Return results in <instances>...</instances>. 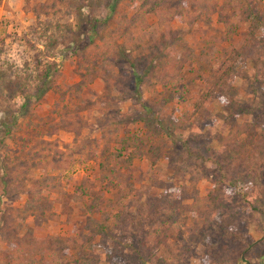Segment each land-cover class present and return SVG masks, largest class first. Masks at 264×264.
<instances>
[{
	"label": "rangeland",
	"instance_id": "rangeland-1",
	"mask_svg": "<svg viewBox=\"0 0 264 264\" xmlns=\"http://www.w3.org/2000/svg\"><path fill=\"white\" fill-rule=\"evenodd\" d=\"M168 1L0 0V264H264V0Z\"/></svg>",
	"mask_w": 264,
	"mask_h": 264
},
{
	"label": "trees",
	"instance_id": "trees-1",
	"mask_svg": "<svg viewBox=\"0 0 264 264\" xmlns=\"http://www.w3.org/2000/svg\"><path fill=\"white\" fill-rule=\"evenodd\" d=\"M115 1L116 0H114V2ZM146 3H147L146 12H151V13H154L156 15H158V14L162 13L163 11H165V9H167L168 6H169V1L168 0H143V5H145ZM109 5H110V8H111L110 10L112 11L113 4L110 3ZM250 17L253 18L252 25H251L252 26V30L250 32L249 37L246 39L245 43L240 48V50H238V51H236V52H234L232 54L234 59H236L238 57L239 58L240 57L243 58V57L247 56L249 53L253 52L252 49H254L257 45H259V39L254 36V33H255L256 29L263 22L264 16L261 15L260 13L254 12L251 9L249 11V15L246 16V18H250ZM179 38H181V40H182V37H179ZM249 42L251 43L252 47H250V45H248ZM175 63H176V65H178L177 61H175ZM39 76H40L41 80L38 83V85L36 86V98H38V99L42 95H44L45 92H47V90L50 89V84L47 81L48 78L51 76L50 67H46V69L43 71V73L40 74ZM222 76H225V73ZM135 78H137L138 83H139L140 80H141V77L139 75H135ZM228 81H229V78H228ZM227 83H228L227 82V77H224V79L222 78V81L220 82V85H221V87H222V85L227 86ZM220 85H218L219 88H221ZM135 88L137 89V87H135ZM223 90L224 91L227 90V87H225ZM203 98H206V95H204ZM26 106L27 105H25V104L22 105V107H26ZM200 106H201V104H200ZM144 108L146 109V106ZM255 196H257V195H255ZM226 198L227 197L225 195H223V202L225 201ZM32 202H33L32 200L29 201V204H32ZM154 204L153 205L149 204L145 208H139L138 209L139 211L133 217L139 218L140 222L143 223V224L147 223L148 221L153 220V218H155V216L157 215L156 213L159 212L158 208H159L160 203L156 202ZM251 206H253V205H251ZM133 217H129V221L133 220ZM129 235H130V231H129ZM136 238L137 237L134 238L135 240L132 239V243H129V247L133 246L134 241H138V239H136ZM61 245H64V244H61ZM106 256H107V258H110L111 261H113L114 263L117 262L116 257L111 256V253H107ZM41 257L44 258V256H42V255H41Z\"/></svg>",
	"mask_w": 264,
	"mask_h": 264
}]
</instances>
